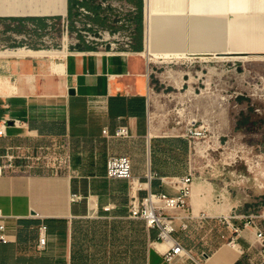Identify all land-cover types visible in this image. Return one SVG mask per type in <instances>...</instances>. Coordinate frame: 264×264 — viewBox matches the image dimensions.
Instances as JSON below:
<instances>
[{"label": "crops", "instance_id": "1", "mask_svg": "<svg viewBox=\"0 0 264 264\" xmlns=\"http://www.w3.org/2000/svg\"><path fill=\"white\" fill-rule=\"evenodd\" d=\"M118 1L136 3L145 13V0ZM72 4L0 0V20L62 19ZM153 6L151 46L145 14V42L138 38L132 52L95 51L86 44L0 50V121L21 122L0 139V157L45 145L72 160L70 173L36 170L0 177V211L9 218L12 240L0 243V264H167L159 230L131 216L129 182L107 177L111 156L129 157L142 202L150 193L177 197L166 183L191 169L189 140L151 132L145 52L264 54V0H156ZM123 126L130 137L112 138ZM217 196L212 183L194 184L189 209L166 212L180 218L174 238L195 256L209 255L208 264H246L249 256L243 252L252 249V256L259 248L256 231L243 230L235 238L237 247L230 246L232 227L220 219L234 210L217 204ZM202 216L204 229L196 223ZM43 225L47 243L40 254Z\"/></svg>", "mask_w": 264, "mask_h": 264}, {"label": "rangeland", "instance_id": "2", "mask_svg": "<svg viewBox=\"0 0 264 264\" xmlns=\"http://www.w3.org/2000/svg\"><path fill=\"white\" fill-rule=\"evenodd\" d=\"M130 4L138 10L133 17L134 47L140 37L145 42L147 12ZM81 7L101 10L97 0H73L65 45L75 38L80 40L76 46L86 44L74 25ZM95 21L110 28L105 19ZM66 24L63 19L0 20V50L59 49ZM229 56L237 55L198 52L164 61L145 52L151 132L189 140L196 183H212L217 204L233 209L232 216H258L264 227V54H243L249 57L244 61ZM191 130L201 137L192 138Z\"/></svg>", "mask_w": 264, "mask_h": 264}, {"label": "built area", "instance_id": "3", "mask_svg": "<svg viewBox=\"0 0 264 264\" xmlns=\"http://www.w3.org/2000/svg\"><path fill=\"white\" fill-rule=\"evenodd\" d=\"M83 2V0H80ZM97 5L101 7L100 12L95 13L86 7H81L79 17L75 20L76 35L81 37L87 44L94 46L95 51L102 52H132L133 51V17L138 10L132 4L118 0H97ZM102 18L107 20L110 28H102L96 24V19ZM63 23H67L63 28V44L69 36V21L68 16L62 18ZM111 26L113 28H111ZM73 44L80 43V40L75 38ZM10 122L14 127H20L19 120L4 119L0 121V139L8 138V130L11 127ZM191 130V134H193ZM104 135L111 138L108 130H104ZM130 137L129 128L126 126L120 127L112 138L127 139ZM201 137L200 132H195L192 138ZM7 153L0 157V177L8 174L19 172L31 173L36 170H44L52 175H61L72 172V160L70 154H60L53 147L39 146L31 153ZM107 177L111 180H125L130 184L131 196L134 199L131 208V216L136 219L143 220L148 228L159 230L161 243L167 245L163 252L164 260L167 264H184L191 261L193 264H208L210 256L201 254L195 256L191 251L187 250L179 240L174 238L177 231L176 217L167 215L170 210L189 209V200L191 199L192 188L196 183L195 175L190 169L189 174L185 177L175 178L168 181L166 184L171 186L178 193L177 197H169L168 195L152 194L142 202L138 201L136 192L140 190L141 184L133 175V164L129 157L111 156L107 162ZM109 211V210H108ZM8 217L0 211V243L8 244L12 242L8 235L7 221ZM197 226L204 229L206 225V217H198ZM258 216H230L220 219L224 224L232 227L234 234L229 245L233 248L237 247L235 240L236 236L240 235L243 230L254 229L256 231L259 248L256 255H250L252 249L243 252L248 255L246 264H264V227L258 222ZM234 220L240 221L241 226L234 224ZM184 230L189 229V224L182 226ZM47 226L43 225L40 229L39 244L37 252L43 253L46 251Z\"/></svg>", "mask_w": 264, "mask_h": 264}, {"label": "bare ground", "instance_id": "4", "mask_svg": "<svg viewBox=\"0 0 264 264\" xmlns=\"http://www.w3.org/2000/svg\"><path fill=\"white\" fill-rule=\"evenodd\" d=\"M146 1V12H147V43L148 45L150 44L151 46V43H152V35H153V25H154V21L156 20L155 18V15L153 14V11L155 9V7L153 6L156 2H154V4L152 3L153 0H145ZM157 4V3H156ZM153 7V9H152ZM155 12V11H154ZM169 12V11H168ZM175 12V11H173ZM185 12V11H184ZM167 13V12H166ZM69 40V39H68ZM65 44V43H64ZM67 49V48H66ZM148 50V54L149 56H152L153 58H162L164 59V61H167V60H171V59H178V58H184V54H180V53H164V54H159L157 52H153L152 53ZM21 52H23L22 50H20V55H21ZM54 52V51H53ZM44 55V54H43ZM61 55V54H60ZM131 55V54H130ZM137 55V54H136ZM3 56V55H2ZM8 56V55H7ZM19 56V55H18ZM127 56V55H126ZM134 56V55H133ZM225 56H228V55H225ZM137 57V56H136ZM230 59H233V60H240V61H244V60H247L249 57L247 56H241V55H237V56H229ZM59 58V57H58ZM53 59V58H52ZM149 59V58H148ZM149 61V60H148ZM162 61V60H161ZM148 63V62H147ZM157 63V62H156ZM168 63V62H167ZM148 76V75H147ZM252 167V166H251ZM229 208V207H228ZM229 210V209H228ZM167 248V245H163V249H166Z\"/></svg>", "mask_w": 264, "mask_h": 264}, {"label": "water", "instance_id": "5", "mask_svg": "<svg viewBox=\"0 0 264 264\" xmlns=\"http://www.w3.org/2000/svg\"><path fill=\"white\" fill-rule=\"evenodd\" d=\"M221 57H227V56H225V55H221ZM71 94L73 95L74 92L72 91ZM10 126H11V127L13 126V123H12V122H10Z\"/></svg>", "mask_w": 264, "mask_h": 264}]
</instances>
